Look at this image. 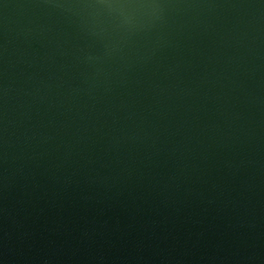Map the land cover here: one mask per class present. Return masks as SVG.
I'll return each mask as SVG.
<instances>
[{"label": "water", "instance_id": "1", "mask_svg": "<svg viewBox=\"0 0 264 264\" xmlns=\"http://www.w3.org/2000/svg\"><path fill=\"white\" fill-rule=\"evenodd\" d=\"M0 264H264V0H0Z\"/></svg>", "mask_w": 264, "mask_h": 264}]
</instances>
